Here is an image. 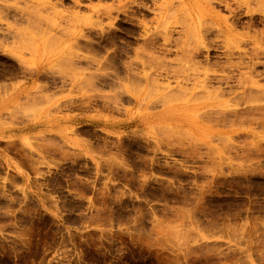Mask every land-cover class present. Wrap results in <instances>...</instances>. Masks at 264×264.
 <instances>
[{"label": "rangeland", "instance_id": "rangeland-1", "mask_svg": "<svg viewBox=\"0 0 264 264\" xmlns=\"http://www.w3.org/2000/svg\"><path fill=\"white\" fill-rule=\"evenodd\" d=\"M0 264H264V0H0Z\"/></svg>", "mask_w": 264, "mask_h": 264}, {"label": "bare ground", "instance_id": "bare-ground-1", "mask_svg": "<svg viewBox=\"0 0 264 264\" xmlns=\"http://www.w3.org/2000/svg\"><path fill=\"white\" fill-rule=\"evenodd\" d=\"M164 106H166V105H164ZM171 109H172V107H171ZM171 109H168V113H167L166 117L163 118L162 120H165L167 117H171L172 116V112H170V111H172Z\"/></svg>", "mask_w": 264, "mask_h": 264}]
</instances>
